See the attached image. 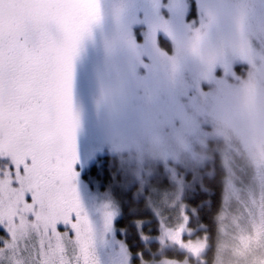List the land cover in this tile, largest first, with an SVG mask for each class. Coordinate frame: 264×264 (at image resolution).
<instances>
[{
  "label": "snow or ice",
  "instance_id": "1",
  "mask_svg": "<svg viewBox=\"0 0 264 264\" xmlns=\"http://www.w3.org/2000/svg\"><path fill=\"white\" fill-rule=\"evenodd\" d=\"M164 4L174 20L155 4L143 21L125 23L122 7L115 10L106 56L123 71L101 82L97 100V116L103 112L114 127L126 128L167 103L156 81L182 74L199 55L209 56L221 75L264 62V0H187L192 18L185 0ZM103 19L100 0H0V264H100L98 243L123 222L107 201L98 231L78 196L88 176L101 188L112 180L108 151L81 147L84 128L74 103V62ZM137 23L146 33L135 34ZM174 23L183 25L179 39ZM197 87L206 91L204 81ZM113 190L131 199L130 189ZM128 253L126 243L118 245L111 264L115 257L120 264L143 258Z\"/></svg>",
  "mask_w": 264,
  "mask_h": 264
},
{
  "label": "rangeland",
  "instance_id": "2",
  "mask_svg": "<svg viewBox=\"0 0 264 264\" xmlns=\"http://www.w3.org/2000/svg\"><path fill=\"white\" fill-rule=\"evenodd\" d=\"M201 2L197 0V4ZM100 3L103 25L82 41L74 62V103L82 116V149L93 154L106 149L118 155L119 162L111 173V183L103 188L93 176L80 182L78 196L90 221L102 230L99 209L107 201L122 216L128 197L113 190L120 184L126 191L130 189V200L140 202V208L158 222L142 230L148 220L137 221L141 239L158 244L154 257L142 258L138 264H206L207 235L197 234V227L190 225L194 209L188 197L202 175L212 173L217 164L224 172V186L214 264H264V62L248 68L241 64L238 72L221 75L215 73L209 56L199 55L194 66L186 67L182 74L156 81V89L167 103L150 108L126 128L114 127L103 112L97 116V100L101 82L114 80L123 71L106 56L116 8L122 7L125 23L132 18L143 21L153 4L159 5L163 18L174 20V16L166 10L164 0ZM185 4V14L192 18L187 0ZM133 27L138 36L146 33L142 23ZM182 31L183 25L173 24L176 39ZM254 47L259 51L258 42ZM132 55L131 50L126 53L127 58ZM201 81L206 91L197 87ZM130 206L137 210L135 203ZM123 243L124 230L116 225L115 235L107 234L105 242L97 245L100 264H111L117 246ZM169 252H181L182 257H170Z\"/></svg>",
  "mask_w": 264,
  "mask_h": 264
},
{
  "label": "trees",
  "instance_id": "3",
  "mask_svg": "<svg viewBox=\"0 0 264 264\" xmlns=\"http://www.w3.org/2000/svg\"><path fill=\"white\" fill-rule=\"evenodd\" d=\"M189 14L191 15L190 12ZM162 43L164 46L171 48L170 42L164 37H162ZM240 66L241 65H239V68ZM118 162V155L109 154V166L113 171ZM223 186L224 172L216 164L212 173L202 175L199 183L196 184L195 189L190 192L188 197V201L194 209L191 214L190 225L197 227V231H195L197 234L207 235L208 245L203 253L206 264L215 263V255L218 251V215L222 208ZM126 201L128 202L124 204V211L120 217L123 222L117 224V226L124 230L125 241L131 249L132 254L142 252L143 258L150 260L154 257V252L157 251L158 244L151 240L147 242V245L146 242L141 239L140 231L137 227V221L140 219H147V224L142 226V230H147L150 227H155L157 220L153 219L151 213L140 208V202H134L128 198ZM131 203L136 204L137 210H133L130 206ZM167 255L170 257H176L177 259L182 257L181 252H169Z\"/></svg>",
  "mask_w": 264,
  "mask_h": 264
}]
</instances>
